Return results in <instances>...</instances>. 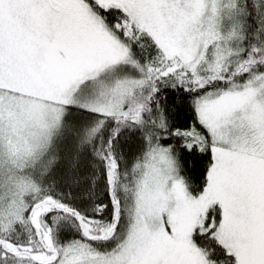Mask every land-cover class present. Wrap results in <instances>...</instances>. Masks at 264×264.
<instances>
[{
  "label": "snow or ice",
  "instance_id": "obj_1",
  "mask_svg": "<svg viewBox=\"0 0 264 264\" xmlns=\"http://www.w3.org/2000/svg\"><path fill=\"white\" fill-rule=\"evenodd\" d=\"M0 264H264V0H0Z\"/></svg>",
  "mask_w": 264,
  "mask_h": 264
},
{
  "label": "trees",
  "instance_id": "obj_2",
  "mask_svg": "<svg viewBox=\"0 0 264 264\" xmlns=\"http://www.w3.org/2000/svg\"><path fill=\"white\" fill-rule=\"evenodd\" d=\"M169 103L172 107V111L170 113L171 119L176 124L185 126L189 122V117L191 115L188 101L182 98H177L174 95H170ZM185 160L186 174L192 179L193 183L198 186L202 182L205 161L187 155L185 156Z\"/></svg>",
  "mask_w": 264,
  "mask_h": 264
}]
</instances>
